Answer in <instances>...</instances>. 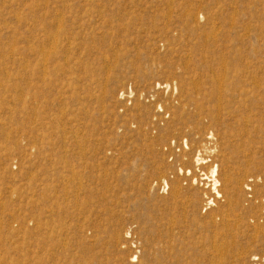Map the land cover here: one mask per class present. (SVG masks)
Returning a JSON list of instances; mask_svg holds the SVG:
<instances>
[{
    "label": "rangeland",
    "instance_id": "obj_1",
    "mask_svg": "<svg viewBox=\"0 0 264 264\" xmlns=\"http://www.w3.org/2000/svg\"><path fill=\"white\" fill-rule=\"evenodd\" d=\"M0 264H264V0H0Z\"/></svg>",
    "mask_w": 264,
    "mask_h": 264
},
{
    "label": "bare ground",
    "instance_id": "obj_2",
    "mask_svg": "<svg viewBox=\"0 0 264 264\" xmlns=\"http://www.w3.org/2000/svg\"><path fill=\"white\" fill-rule=\"evenodd\" d=\"M60 31V30H59ZM56 39V38H55ZM54 39V40H55ZM52 44V43H51ZM54 44H55V42H54ZM52 46H56V45H53L52 44ZM53 47V49H55ZM47 56V55H46ZM226 82V80L223 78V77H220V76H218V78H217V87H216V89H217V91H218V95L220 96L221 94L220 93H222L224 90H223V87H224V85L226 84L225 83ZM185 86V85H184ZM221 97V96H220ZM220 100V98H218V101ZM219 102H221V100L219 101ZM219 110V109H218ZM222 158V157H221ZM225 158V157H224ZM200 161V160H199ZM205 175V174H204ZM211 176V175H210ZM214 181L215 182H213V183H215L216 184V180H215V178H214ZM219 182V181H218ZM214 184V185H215ZM217 187V186H216ZM177 188V187H176ZM177 194V191H174V195H176ZM177 196V195H176ZM175 197V196H174ZM244 252V249H241L239 252H238V256H239V260H241L244 256H243V253Z\"/></svg>",
    "mask_w": 264,
    "mask_h": 264
},
{
    "label": "built area",
    "instance_id": "obj_3",
    "mask_svg": "<svg viewBox=\"0 0 264 264\" xmlns=\"http://www.w3.org/2000/svg\"><path fill=\"white\" fill-rule=\"evenodd\" d=\"M255 260H259V257H257Z\"/></svg>",
    "mask_w": 264,
    "mask_h": 264
}]
</instances>
